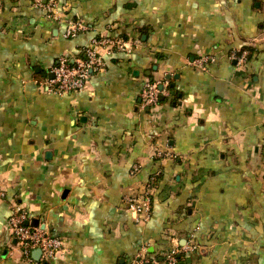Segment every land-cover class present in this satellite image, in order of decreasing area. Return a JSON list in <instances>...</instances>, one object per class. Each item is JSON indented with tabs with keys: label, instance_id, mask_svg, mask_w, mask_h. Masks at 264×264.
Returning a JSON list of instances; mask_svg holds the SVG:
<instances>
[{
	"label": "crops",
	"instance_id": "1",
	"mask_svg": "<svg viewBox=\"0 0 264 264\" xmlns=\"http://www.w3.org/2000/svg\"><path fill=\"white\" fill-rule=\"evenodd\" d=\"M59 11L0 0V264H26L14 207L63 240L40 264H127L173 241L195 246L182 264H264V0H59ZM70 20L86 30L64 37ZM102 35L131 47L105 55L77 94L40 88L57 58ZM238 50L243 64L229 58ZM207 53V70L189 65ZM146 80L164 84L150 108ZM151 178L142 220L123 196Z\"/></svg>",
	"mask_w": 264,
	"mask_h": 264
},
{
	"label": "built area",
	"instance_id": "2",
	"mask_svg": "<svg viewBox=\"0 0 264 264\" xmlns=\"http://www.w3.org/2000/svg\"><path fill=\"white\" fill-rule=\"evenodd\" d=\"M33 5L41 8L48 19L59 21V0H31ZM86 30V25L81 21L70 20L67 23L64 37L74 38L79 33ZM136 44V42H133ZM131 47L128 40L117 36L102 35L92 39L85 48L82 57L69 58L60 56L48 70L47 76L38 81L40 88L50 94L64 95L81 92L86 86L93 73L103 70L105 62L104 56L114 52H124ZM247 50L234 51L229 55L231 60L238 64L245 63ZM214 54H200L194 57L189 65L199 70H207L208 66L215 62ZM163 82L146 80L141 90V104L150 108L159 103L161 94L159 86ZM156 178H151L142 188L123 196L124 208L127 212L135 214L142 220H147L152 208V193ZM29 219L28 214L20 208L14 207L7 219V226L11 234L21 248L26 264H40L45 260L54 258L63 248V240L59 236L47 233L39 226L34 227L24 224ZM195 248L194 245L187 244L179 247L173 241L167 250L163 252L161 258L148 254L144 248L127 261V264H178L179 256L182 252H189ZM40 250L39 261L31 258L33 250Z\"/></svg>",
	"mask_w": 264,
	"mask_h": 264
},
{
	"label": "water",
	"instance_id": "3",
	"mask_svg": "<svg viewBox=\"0 0 264 264\" xmlns=\"http://www.w3.org/2000/svg\"><path fill=\"white\" fill-rule=\"evenodd\" d=\"M49 76L51 77V74H49ZM159 89L162 90L163 89V86L160 85L159 86ZM160 98H162V96H160ZM38 223H39V221L37 219H30V220L28 219V220H26L24 222V224L30 225V226H34V227H37L38 226ZM36 250L40 252L39 249H36ZM43 264H46V262H44Z\"/></svg>",
	"mask_w": 264,
	"mask_h": 264
},
{
	"label": "trees",
	"instance_id": "4",
	"mask_svg": "<svg viewBox=\"0 0 264 264\" xmlns=\"http://www.w3.org/2000/svg\"><path fill=\"white\" fill-rule=\"evenodd\" d=\"M178 264H182V260H181L180 256H179V263Z\"/></svg>",
	"mask_w": 264,
	"mask_h": 264
}]
</instances>
